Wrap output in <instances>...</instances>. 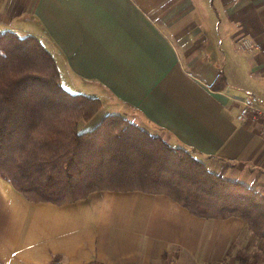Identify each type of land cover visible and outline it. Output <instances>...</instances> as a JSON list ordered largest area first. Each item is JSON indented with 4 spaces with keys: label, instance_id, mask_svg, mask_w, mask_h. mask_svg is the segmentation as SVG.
<instances>
[{
    "label": "crops",
    "instance_id": "crops-1",
    "mask_svg": "<svg viewBox=\"0 0 264 264\" xmlns=\"http://www.w3.org/2000/svg\"><path fill=\"white\" fill-rule=\"evenodd\" d=\"M4 31L37 37L70 93L264 196V120L239 118L247 96L264 109V0H0ZM253 238L162 193L33 202L0 177V264H249Z\"/></svg>",
    "mask_w": 264,
    "mask_h": 264
},
{
    "label": "trees",
    "instance_id": "trees-1",
    "mask_svg": "<svg viewBox=\"0 0 264 264\" xmlns=\"http://www.w3.org/2000/svg\"><path fill=\"white\" fill-rule=\"evenodd\" d=\"M226 85L220 74L213 87ZM102 108L100 99L62 86L37 37L0 32V177L25 198L60 204L98 189H140L166 194L198 217H239L264 239V196L118 114L80 128Z\"/></svg>",
    "mask_w": 264,
    "mask_h": 264
},
{
    "label": "built area",
    "instance_id": "built-area-1",
    "mask_svg": "<svg viewBox=\"0 0 264 264\" xmlns=\"http://www.w3.org/2000/svg\"><path fill=\"white\" fill-rule=\"evenodd\" d=\"M241 46L244 49H252L254 43L249 39L241 40ZM252 116L254 120H264V109L259 105V101L255 96H247L241 100V107L239 112V118L243 119L247 116ZM263 134H264V122H263ZM205 264H220L215 262H207Z\"/></svg>",
    "mask_w": 264,
    "mask_h": 264
},
{
    "label": "rangeland",
    "instance_id": "rangeland-1",
    "mask_svg": "<svg viewBox=\"0 0 264 264\" xmlns=\"http://www.w3.org/2000/svg\"><path fill=\"white\" fill-rule=\"evenodd\" d=\"M108 110L106 109V107L102 108V110L91 120L90 124L87 126V129H91L93 128L95 125H97L101 119L103 117H105L106 115H108ZM260 244H262V249H264V239L263 238H260L258 236H256L254 234V238H253V253L256 254L257 256V262L256 261H252V262H249V264H261V261L259 259V256L260 255H263L264 253L262 252V250H260L261 248L259 247ZM252 250V249H251ZM246 261H242V264H245ZM264 264V263H262Z\"/></svg>",
    "mask_w": 264,
    "mask_h": 264
}]
</instances>
